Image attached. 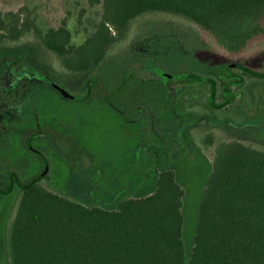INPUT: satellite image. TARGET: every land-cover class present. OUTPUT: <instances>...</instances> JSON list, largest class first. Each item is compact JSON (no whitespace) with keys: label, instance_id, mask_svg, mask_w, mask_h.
<instances>
[{"label":"rangeland","instance_id":"1","mask_svg":"<svg viewBox=\"0 0 264 264\" xmlns=\"http://www.w3.org/2000/svg\"><path fill=\"white\" fill-rule=\"evenodd\" d=\"M22 6L43 31L66 20L75 45L93 34L101 16V6L91 7L89 0H0V12ZM231 62L264 72V40L231 57L196 25L159 14L136 20L129 37L89 74L64 72L32 38L0 49V188L7 189L11 171L25 182L47 169L49 189L112 207L151 193L157 174L173 169L185 191L183 241L189 251L215 150L204 145L206 135L214 134L216 143L238 139L264 150V80L244 74L247 85L236 91L243 98L215 110L207 101L209 86L180 79L196 72L215 78L220 88L218 73ZM38 128L55 134L66 155L47 138L34 141L43 164L25 144ZM74 177L87 184L79 196L67 191ZM89 190L96 199L91 203L85 201ZM18 194L17 187L0 194V264H9L7 230Z\"/></svg>","mask_w":264,"mask_h":264},{"label":"trees","instance_id":"2","mask_svg":"<svg viewBox=\"0 0 264 264\" xmlns=\"http://www.w3.org/2000/svg\"><path fill=\"white\" fill-rule=\"evenodd\" d=\"M89 4L101 6V16L96 30L80 45L73 43L66 20L43 31L27 6L0 12V49L32 38L64 72L89 74L129 37L136 20L157 14L196 25L231 57L264 40V0H89ZM255 72L242 63H227L218 73L220 88L215 78L196 72L180 79L210 87L208 104L227 110L239 96L243 98L236 91L247 85L244 74L264 80V72ZM42 138L66 155L56 135L45 129L31 133L25 144L42 155L33 146ZM67 145L74 148L69 140ZM204 145L215 150L189 251L183 241L185 191L173 169L157 174L151 193L122 199L112 207L98 199L95 205L78 202L49 189L45 170L25 182L11 171L7 189L0 188L5 195L15 187L19 191L7 230L9 264H264V150L238 139L216 143L212 133ZM72 179L69 194L86 191L80 177ZM91 192L86 202L96 200Z\"/></svg>","mask_w":264,"mask_h":264},{"label":"flooded vegetation","instance_id":"3","mask_svg":"<svg viewBox=\"0 0 264 264\" xmlns=\"http://www.w3.org/2000/svg\"><path fill=\"white\" fill-rule=\"evenodd\" d=\"M36 155H37V154H36ZM38 157L40 158V160H41V162H42L43 164H46V163H47V160H46V158H45L43 155L38 154Z\"/></svg>","mask_w":264,"mask_h":264},{"label":"water","instance_id":"4","mask_svg":"<svg viewBox=\"0 0 264 264\" xmlns=\"http://www.w3.org/2000/svg\"><path fill=\"white\" fill-rule=\"evenodd\" d=\"M255 74H257V75H260V73H259V72H257V71L255 72ZM46 171H47V169L45 170V172H46Z\"/></svg>","mask_w":264,"mask_h":264}]
</instances>
